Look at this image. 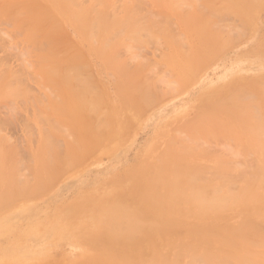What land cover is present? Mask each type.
<instances>
[{
	"label": "rangeland",
	"instance_id": "rangeland-1",
	"mask_svg": "<svg viewBox=\"0 0 264 264\" xmlns=\"http://www.w3.org/2000/svg\"><path fill=\"white\" fill-rule=\"evenodd\" d=\"M100 1L101 3H97L96 0H75V4L83 8L96 6L98 9L109 5L108 12L119 16L125 15L126 7L131 6L134 10L136 9L135 12L138 17H141V23L147 24L149 18H154L153 20L160 24V28L165 27L164 30L166 29L170 34L174 35L173 37L176 41H180L179 44L181 46H179L180 48H177L173 44L172 46L170 41L168 43V39L164 37L163 34H157V36H159L158 38H149V36L143 35L142 43L128 40L126 41V43H128L127 47L122 46L123 48L121 47V49H119L117 58L119 61L124 62L123 64L125 69L128 70L127 72L134 73L132 75L134 83L140 84V82L145 81L143 83H146V85L148 84L151 89L148 85L147 87L143 83L140 84L141 87H145L147 90V100L143 103L144 105L138 114L136 113L130 117L133 114L132 112L128 115L131 120L128 123L127 121L125 122L124 126L126 127H124L125 132H122L123 135L110 137L111 139L108 138V140H110L101 148H98V151L93 149L94 153H90V151L81 148L82 142L88 139L87 130L85 131V124L90 122L92 118L96 119L98 115L100 120L105 119V115L110 113L112 105L115 107L120 103V96L118 95V86L121 80L120 75L117 71L107 68L104 59L94 53L92 44L81 36L77 27L72 22L68 19L64 20L58 12L54 13L50 10L49 0H0V76L2 75L0 80L5 84V86L0 87L2 89V92L0 91V138L1 141H3L0 142L2 144V146H0L3 152L6 151L2 153L3 155L5 153L7 156L11 154L10 157H15L13 154L16 155L14 159L10 158L12 161H9L11 163L18 161V166L17 163L13 164L15 168H19H16L18 170V180L20 182L22 181V184L27 182L29 186L31 184V186L38 188V193H35L36 195L30 196V198L20 199L19 201L14 200L0 209V264H13L16 257L25 261L26 264H35L33 263L35 248L49 256L47 262L43 264H117L116 260H118L120 264H129L131 261L126 256V252L123 248L125 247L124 244L114 246L112 239L113 232L120 231L117 227L123 224L124 219L121 217L118 218L117 216L114 220L108 221L109 217H112L111 208L119 203L126 206L128 211L131 212L136 209V207L140 208V202L137 201L139 198L137 195V186L144 177H146L145 180H149L152 169L151 166L155 165L156 157H158L157 154H160V151L166 150L171 146L176 152H179V155L184 161H191L193 165L197 163L196 166L202 165V167H204V174L202 173L199 178V180H202L200 183H206L216 179L218 176L217 170L221 168V171L224 173L222 172L221 178H219L222 180H220L219 185H224L226 189L229 186L228 192L232 194L239 193L246 183L255 178V173L253 172L255 167L258 169L264 168V155H260L264 154V128L259 134L260 137L258 135L256 137L257 140H254V142L251 141L252 133L249 132L251 134L249 135L247 132L248 130L244 129V127H241L239 124L237 126H231L233 129L236 127L234 130L237 133L235 132V134H233V130L231 129L229 135H227V130H223L225 133L221 132L225 127L220 124L222 122L220 118L222 116L226 117L227 115H222L218 105L213 108L214 104L208 106V108L215 112V119H219L220 123L216 120L217 122L214 121L215 123L212 124L213 122L210 121H213V117L209 120V124H207L208 122L205 123L201 121L199 118L204 104L212 102L210 98L225 95L228 90H233V88L235 89L240 85L243 86V90L239 89L241 92L237 93V95L240 101L242 100L241 103L244 105L247 104L246 106L250 110V113L252 112L251 114L254 116V119L261 113V108H259L261 103L259 101L262 102L263 97L261 94L264 95V87L260 88V85H264V0H256L253 6H243L241 15L236 12L231 13L230 11H224L222 12L223 14L221 13L222 16H213V31L215 32L213 33L216 34V37L219 36L218 38L221 41L220 43L218 39L216 44L223 45H220L221 47L218 50L215 48V45H212L211 50H208L207 53L205 52L208 55L202 54L201 56H197L198 60H195L194 65L188 72H184L179 66V68L174 66L172 61L170 63V60L174 53L177 55L179 52V61H181V52L185 54L186 51L185 55H188L192 50L194 53L197 49L196 45L199 46V42L193 37V34L191 35L187 29L184 28L185 25L180 21L181 17L169 13L168 10H166V6L164 7V3L162 4L160 0L161 3L157 2L158 0ZM212 1L213 3L215 2L214 4L212 3L213 5L220 7V0H218L219 2H216L217 0H188L182 3V13H190L194 9V6L200 8L203 10L202 12L205 13L203 14L201 12L195 14V16L194 14H188L184 16L185 21L192 22L195 20L194 22L197 23L198 18H200L201 15L205 16L208 12L205 3ZM146 2H148L147 6ZM14 7L19 8L18 11ZM30 10L37 11H35L34 14V12ZM36 12L38 13L36 14ZM164 12L168 13L169 17ZM247 12H250L248 13V15L250 14L249 16ZM157 15L161 16V18L157 17ZM190 15H193V17ZM246 17L248 20H245L247 19ZM10 18H12V20ZM142 18L143 20H147L143 21ZM39 19L42 20L40 21ZM56 19L59 22H57ZM166 19L170 20L166 21ZM42 22H44L43 25H46L43 26ZM53 22L59 25L55 26L52 24ZM29 23L31 24L29 25ZM38 24H40L39 27ZM37 28L45 29H43V32L41 30H37V32L35 31ZM57 31H59V33ZM31 32H33L32 35L36 38H33ZM36 34L39 35V37ZM57 34L62 35H59V37ZM53 38L56 41L59 40L58 42H60V45H57V42L53 41ZM187 39L188 42H185ZM189 40H192L191 42L194 43H191ZM64 41L69 43L67 44ZM48 42L51 43L48 44ZM54 42L57 47L54 46ZM146 42H148V44ZM218 42L220 44H218ZM141 44L143 45L140 46ZM189 45H191V49ZM61 53H64V56L63 54L61 55ZM182 53L181 55H184ZM54 54L58 57L54 56ZM63 64H65L66 70L63 69ZM67 64L69 66H67ZM56 65L58 66L57 69ZM50 67H52L51 71ZM47 68L49 70H47ZM76 68L79 71L75 70ZM62 69L65 73H68L67 75L64 73L66 79L71 76V78H78L80 81L84 80L83 83H79L80 81L74 83L73 80L75 81V79H72V82L68 79V84H66V79L63 80L64 77L61 78L63 73L60 72H63ZM81 69V72H84V74L80 73ZM56 70H58V73ZM52 72L54 74H52ZM73 72L76 73L75 76ZM14 75H16V79ZM53 75H55L54 77L57 76V79H54ZM56 80H59V83ZM257 80L262 81H258L259 86L257 85L258 83H255ZM19 81H21V83ZM248 85L251 86V89L253 86L254 89L252 90L257 92V94L255 93L256 96L253 94L254 92L247 91L248 87H250ZM244 86H246L247 89ZM18 87H20V89H17ZM78 91L81 92L77 95ZM82 93L83 95H81ZM96 95L102 96L103 99L100 98L101 96L98 98L99 102H101L99 104L102 106L98 105V99H96L97 101H93L96 102V104L92 102L91 98L94 97L95 99ZM257 95L258 100L259 98L260 100L256 103ZM242 96L243 99L241 98ZM89 100H91L90 102L93 106L98 105V109H101L98 114H96L98 111H91L93 109L91 108L92 105H89ZM243 100H247V102H243ZM228 107L229 104L227 103L225 108L228 109ZM250 107H253V109H250ZM231 109L236 108L231 106L230 110ZM256 111H259L257 115ZM89 116H91V118ZM82 119H84V121ZM199 119L200 121H196L198 124L205 123L206 126L205 124L203 125L207 127L209 131H212L211 133V131L209 132L207 130L211 133V137H207L210 136L206 131L207 128L199 125L201 130L197 129L199 126L194 120ZM259 119L260 118H256V121ZM192 122L195 123L192 124ZM93 123L95 124V122ZM191 125L197 127L196 129L198 132H201L196 135L193 134L197 131L194 129L195 127L192 126V131L194 132L191 134ZM261 125H264V123ZM202 128H204V130H202ZM187 130L188 132L190 130V134L187 133ZM202 131H206V134L203 135L206 136L207 139L205 137H199V135L203 133ZM222 133H227L225 135L226 138L224 136H222L223 138L219 136V134L222 135ZM241 133L244 135H241ZM237 134H240V138L243 139L241 140L238 138ZM81 135L82 138H80ZM193 135H195L194 139H191ZM233 135H235V138L237 137L238 140L237 138L234 140ZM230 136L233 139H230ZM173 137L176 138L173 139ZM180 138L182 140L189 139V141L180 142L178 141ZM191 140L196 141V143L192 141V144H195L191 145L193 148L188 145L191 144ZM239 140L242 143L238 142ZM171 143L172 145L170 146ZM78 144L82 149L80 161L73 163L72 161L74 158L68 157L72 160V165L70 164L67 169L65 168V171L61 170L62 173L53 176V174L56 173H54V171L52 172L51 164L56 166H53L54 168H57V166L60 165V160L68 159V154L75 153L78 156L80 152V150H78ZM245 144H247V146ZM47 145L50 151L47 150L48 148L45 149ZM72 147L78 151L75 152L73 149L71 150ZM256 148L258 149L256 150ZM185 149H189L190 152ZM191 151H193V153ZM194 151H197L196 155ZM50 152L52 154H49ZM87 152L90 153V155H88ZM85 153L88 156H86ZM188 153L189 156L192 157H189ZM198 153L202 154L200 155ZM47 154L50 156L47 163H50L51 168H49V165L45 162L47 160L46 157H49ZM58 154L62 155V159L59 158ZM83 155L85 157L82 158ZM51 156L54 157L53 160L56 163L51 160ZM71 156L73 157L72 154ZM39 158H41V160ZM75 158L77 159V157ZM74 161L76 160L74 159ZM222 163H224L225 166ZM0 167H4V164L0 165ZM210 168H212V170ZM135 169V178H126L125 175L129 171ZM38 178L39 180H37ZM42 181L43 183H41ZM257 193L259 194L260 201L264 199V189L262 190V188H260ZM182 205L184 209L181 207ZM182 205L180 204L177 209L175 208L169 212L167 218L170 220L171 224L167 227V231L170 235L167 234L164 236L163 233H160L163 243L159 238L160 236L156 233H152L149 229L146 232L144 231L146 234L141 235L139 233L138 236H141L133 240V245L137 249L134 253L136 262L146 259L143 258L142 255L146 256L147 253L151 254L147 256L146 261L152 259L157 253L160 254V252H165V254H167L170 248L174 247L171 245L173 241L177 244L176 246L182 243L184 245L188 243L186 245L188 248L192 245L191 248L197 250L196 259H192V263L194 262L193 260L197 262H194V264H198L201 261L207 264H215V262L221 264L222 260L227 259H229V262H231L232 259L234 260L229 264H248L250 261H255L257 262L256 264H258V260L264 263V242H262L264 241V235L260 234L261 238L259 241L262 243L261 245L257 243V248L256 246L255 248L251 247L254 251L249 248L251 253L249 252L248 254H251L252 260L242 263L238 257H235L239 255V252H237V255L234 253L232 255V251L234 250L220 246V239L222 241L224 238L218 235L221 234L225 236V232L221 231L222 233H220L219 231L218 233V230H214V232L216 231L218 233L216 237L210 235V240L214 241V249L211 251L213 255H215L214 257H217L216 259L218 261H215V258H213L215 260L207 258L206 255L210 250L205 252L206 247H204V243L197 239V236L193 235V231L197 227L210 228V220L193 214L194 211L192 206V209H190V205ZM259 206L264 210V203H261ZM253 209L254 208L245 211L239 206L230 204L224 210L225 212H223V214H226L227 216H225L229 218L227 223L237 224L243 219L242 213L245 214L246 212L248 215H251L252 225L257 226V224L263 223L259 225L260 230H256L259 232L263 231L262 233L264 234V213ZM174 212H176V214ZM211 212L212 211H210V213ZM149 213H152L150 209H148V211L146 210L144 214L148 215ZM183 213H185V215ZM189 213L193 216H190ZM177 225L178 227H176ZM214 232L213 234L215 235ZM171 234L172 236L176 234L174 240H172ZM69 240L75 244L73 249H69L68 244L64 243ZM251 242H253L252 239ZM254 242L256 243L257 241L254 240ZM55 243H60V247L58 246L56 250L49 252V248ZM251 244L249 243L250 246H252ZM197 247L199 248V252ZM114 248H117L119 251ZM200 249L202 250L200 251ZM221 249L226 251L222 252ZM255 249L259 252L261 250V252H256ZM219 250L220 252H218ZM240 250L242 251L243 249L240 248ZM249 250H247V252ZM254 252L259 254H254ZM221 253H223V255H221ZM228 253L233 257L230 258ZM246 259L248 260L247 257ZM261 262L259 264H261Z\"/></svg>",
	"mask_w": 264,
	"mask_h": 264
},
{
	"label": "bare ground",
	"instance_id": "bare-ground-1",
	"mask_svg": "<svg viewBox=\"0 0 264 264\" xmlns=\"http://www.w3.org/2000/svg\"><path fill=\"white\" fill-rule=\"evenodd\" d=\"M50 1V10L53 11L54 13H59L61 18H63L64 20L65 19H68L70 22H72L78 29V31L80 32L81 36L87 40L88 42H90L93 46V51L95 54H97L98 56H100L101 58L104 59L105 63H106V66L108 69H113L114 71H117L118 74L120 75L121 77V80L119 81V86H118V95L120 96V103L117 104V106L113 107L112 105V108L110 109V113L108 115H105V119H102L103 120H100L98 117L96 116V119L95 118H92V120H90V122H87L85 124V131L87 130V138L86 139L85 137V141L82 142V146L81 148L83 150H86V151H90V153H94L93 152V149H96L97 151L99 150L98 148H101L103 145H105V143H107V141H109L111 138L110 137H117V136H120L122 134V132L124 131V126L125 125V122L127 121V123L131 120L130 117H132L133 115H135L136 113L138 114L139 111H141V108L143 107V103L147 100V90L145 87H141V83L145 82V81H142L140 82V84H135L134 83V80H133V77L132 75L134 73H131V72H127L128 70L125 69V66H124V62L123 61H119V59L117 58V53L119 51V49H121V47H127L128 43H126V41L128 40H132V41H137L138 43H142L143 41V35H147L149 36V38H158L159 36H157V34H163L164 37H166L168 39V43L170 41V44L176 46L177 48H180L179 46H181L179 44L178 41H176V39H174V35L170 34L166 29L164 30V28H160V24H158L156 21H154L152 18H149L147 21V24H143L141 23V17H138L137 13L135 12L134 8L133 7H126V13L125 15L123 16H119V15H115L113 13H109V5L107 7H103L101 9H98L96 6H93V7H88V8H83V7H79L75 4V0H49ZM53 1H54V5H53ZM162 2V4L164 5V7L166 6V10H168L169 13L173 14V15H177L178 17L180 16V21L182 22V24H184V28L187 29V31L192 35L193 34V37L199 42V46H197V49L195 50L194 48V53L192 52L191 50V53L188 54V55H185L186 54V51H185V54L184 55H181L180 53V58H181V61L178 60V55H179V52L178 54L176 55L174 53L173 57L171 58L170 60V63L172 61L173 65L174 66H179L181 69L188 72V70H190V68L194 65L195 63V60L197 61V56H201L202 54H205V55H208L206 54L208 50H211V47L212 45H215V48L218 50L220 49V47L223 45V44H220L221 41L218 37H216V34H214L215 32L213 31V16H222V12L224 11H230L231 13L232 12H236L237 14L242 13V9H243V6H253L255 3H256V0H220V7H217L215 5H213V1L212 2H207L205 3L206 4V8H207V13L205 16H200V18H198L197 20V23H195L194 21H190V22H186L185 19H184V16L188 15V14H198V13H201L203 10H201L200 8L194 6V9L189 13H182L181 11V7H182V3L188 1V0H160ZM159 0L157 2H160ZM165 1V2H164ZM97 3H101L100 0H96ZM136 2V1H135ZM160 2V3H161ZM216 2H219L218 0ZM147 3L146 2V6H147ZM200 3V2H199ZM213 3V4H212ZM159 4V3H157ZM198 4V3H197ZM124 5V3H123ZM145 5V4H144ZM149 5V4H148ZM161 5V4H160ZM106 6V4H105ZM204 7V5H203ZM15 8V7H14ZM13 8V9H14ZM161 8H162V5H161ZM12 9V10H13ZM17 11L19 8H15ZM32 9V7H31ZM37 9V8H36ZM188 9V8H186ZM10 10H11V7H10ZM117 10V9H116ZM138 10V9H137ZM165 10V9H164ZM246 10V9H245ZM252 10V9H250ZM254 10V9H253ZM29 11V10H28ZM31 12H34L35 14V11H32L30 10ZM39 11V9H38ZM141 11V10H140ZM150 11V10H149ZM14 12V11H13ZM29 12V13H31ZM148 12V11H147ZM151 12V11H150ZM11 13V12H9ZM16 13V12H15ZM28 13V14H29ZM38 12H36L37 14ZM155 13V12H154ZM166 13V12H164ZM163 13V14H164ZM203 13V12H202ZM222 13V14H221ZM245 13V12H244ZM248 13L250 12H247V15ZM13 14V13H12ZM11 14V15H12ZM47 14V13H46ZM50 14V13H49ZM153 14V13H151ZM163 14H160V15H163ZM167 16H168V13H166ZM165 14V15H166ZM205 14V13H203ZM32 15V14H31ZM45 15V14H43ZM51 15V14H50ZM143 15V14H142ZM141 15V16H142ZM146 15V14H144ZM250 15V14H249ZM248 15V16H249ZM54 16V15H53ZM193 17V15H190ZM224 16V15H223ZM239 16V15H238ZM50 18H53L51 16H49ZM48 17V18H49ZM157 17H160L161 16H158ZM166 17V16H165ZM169 17V16H168ZM240 17H244V16H240ZM35 18V17H34ZM37 18V17H36ZM47 18V17H46ZM239 18V17H238ZM247 18V17H246ZM12 20V18H10ZM28 19V18H27ZM54 19V18H53ZM188 19V18H187ZM216 19V18H215ZM40 20V19H39ZM38 20V22H39ZM42 20V19H41ZM40 20V21H41ZM46 20V19H44ZM50 20V19H49ZM143 20V18H142ZM146 20H143V21H146ZM170 20V19H168ZM166 19V21H168ZM245 20H248L245 19ZM33 21V20H32ZM31 21V22H32ZM51 21V20H50ZM57 21V19H56ZM27 22V21H26ZM25 22V23H26ZM45 22V21H44ZM42 22V25L43 23ZM59 22V21H57ZM186 22V23H185ZM216 22V21H214ZM28 23V22H27ZM40 23V22H39ZM31 23H29L30 25ZM41 24V23H40ZM40 24H38V27L40 26ZM54 24V22L52 23ZM173 24V23H172ZM28 25V24H27ZM28 25V26H29ZM41 25V26H42ZM46 25V24H44ZM43 25V26H44ZM55 26L56 25H59L58 23L54 24ZM42 26V27H43ZM163 26V25H162ZM31 28V27H30ZM173 28V27H172ZM171 28V29H172ZM183 28V29H184ZM45 29V28H43ZM43 29H35V31L37 30H41L43 32ZM62 29V28H61ZM170 29V28H169ZM179 29V28H178ZM59 30V29H58ZM33 31V32H35ZM50 31V30H49ZM52 31V30H51ZM180 31V30H179ZM31 32V35L32 33ZM38 32V31H37ZM59 33V31H57ZM62 32V31H61ZM171 32V30H170ZM173 32V31H172ZM214 32V33H213ZM180 33V32H179ZM35 34V33H34ZM40 34V33H39ZM225 34V33H224ZM230 34V33H229ZM237 34V33H236ZM30 35V36H31ZM37 35V34H36ZM58 35V34H57ZM60 36L62 34H59ZM58 35V36H59ZM219 35V34H218ZM33 36V35H32ZM31 36V37H32ZM39 37V35H37ZM53 36V34H52ZM57 36V38H58ZM59 36V37H60ZM157 36V37H155ZM30 37V38H31ZM35 36H33L34 38ZM48 37V36H47ZM177 37V36H176ZM186 37V36H185ZM190 37V36H189ZM36 38V37H35ZM148 38V37H147ZM146 38V39H147ZM148 38V39H149ZM187 38V37H186ZM59 39V38H58ZM57 39V40H58ZM65 39V38H64ZM166 39V40H167ZM219 39V40H218ZM47 40V39H46ZM179 40V39H178ZM220 41V43L218 42V44L220 45H217L216 42ZM53 41L57 42V45H60L58 41L54 40L53 38ZM190 41V40H189ZM192 41V40H191ZM190 41V42H191ZM54 42V43H55ZM65 42V41H64ZM150 42V41H149ZM184 42V41H182ZM185 42H188V39L187 41ZM189 42V44H190ZM44 43V42H43ZM51 42H48V44H50ZM65 43H69V42H65ZM148 44V42H146ZM191 43H194V42H191ZM62 44V43H61ZM144 44V43H143ZM143 44H141L140 46H142ZM196 44V43H195ZM54 45V44H53ZM172 45V46H173ZM192 45V44H191ZM191 45H189V48L191 47ZM42 46V45H40ZM56 46V43L55 45ZM187 46V45H186ZM195 46V45H193ZM57 47V46H56ZM59 47V46H58ZM122 47V48H123ZM129 47V46H128ZM219 47V48H218ZM65 48V47H64ZM54 49V48H53ZM57 49V48H56ZM55 49V50H56ZM66 49V48H65ZM187 49H188V46H187ZM191 49V48H190ZM193 49V48H192ZM64 50V49H63ZM67 50V49H66ZM189 50V49H188ZM187 50V51H188ZM59 51V50H57ZM61 51V50H60ZM50 52V51H49ZM66 52V51H65ZM127 52V50H126ZM190 52V51H189ZM206 52V53H205ZM188 53V52H187ZM63 54L64 56V53H61V55ZM129 54V53H128ZM53 55V54H52ZM136 55V54H135ZM139 55V54H138ZM204 55V56H205ZM54 56H56V54H54ZM77 56V55H76ZM97 56V57H98ZM58 57V56H56ZM78 57V56H77ZM80 57V56H79ZM135 57V56H134ZM94 58V57H93ZM168 58V57H167ZM200 58V57H199ZM118 59V60H117ZM132 59V58H131ZM82 60V59H81ZM49 61V60H48ZM72 61V60H71ZM70 61V62H71ZM69 62V63H70ZM78 62V61H77ZM74 64V62H73ZM141 64V63H139ZM138 64V65H139ZM62 65V64H61ZM65 64H63L64 66ZM172 65V64H170ZM196 65V64H195ZM1 66V65H0ZM47 66V65H46ZM62 66V67H63ZM67 66H69L67 64ZM83 67V66H82ZM81 67V68H82ZM110 67V68H109ZM145 67V66H144ZM147 67V66H146ZM178 67V68H179ZM51 68L50 67V71H51ZM58 68V66L56 65V69ZM66 67L64 66V70ZM70 68V67H69ZM62 69V70H63ZM80 69V67H79ZM84 69V67H83ZM130 69V68H129ZM47 70H49L47 68ZM63 70V72H60V73H63L61 76V78H63V80L66 79V75L68 73H65ZM77 71H79L77 68L75 69ZM144 70V69H143ZM142 70V72H143ZM45 71V70H44ZM69 71V70H68ZM82 69L80 70V73ZM54 72V71H53ZM52 72V74H54ZM56 72L58 73V70H56ZM67 72V71H66ZM148 72V71H147ZM48 73V71H47ZM64 73L66 75H64ZM71 73V72H70ZM75 73V72H73ZM16 74V73H15ZM78 74V73H77ZM84 74V72L82 73ZM88 74V73H87ZM181 74V73H180ZM57 75V74H55ZM53 75V77L55 76ZM64 75V76H63ZM73 75V74H72ZM76 75V73L74 74V76ZM81 75V74H80ZM147 75V74H146ZM192 75V73H191ZM16 75H14V78L16 79L17 77H15ZM52 76V75H51ZM78 76V75H77ZM82 76V75H81ZM188 76V74H187ZM2 77V75L0 76ZM138 77V76H137ZM146 77V76H145ZM190 77V76H189ZM188 77V78H189ZM57 79V76L54 77V79ZM149 78V77H148ZM13 79V80H15ZM24 79V78H23ZM22 79V80H23ZM68 79L71 80L72 82V79H75V81L73 80V82L75 83L76 81H80L78 78V80L76 78H71V76L69 78L66 79V84H68L67 82L69 81ZM261 79V78H260ZM150 80V79H149ZM2 80H0V87H3L5 86V84L3 83V81L1 82ZM5 81V80H4ZM58 81L59 83V80H56ZM84 80L80 81L79 83H83ZM259 80H257V82L255 83H258ZM261 81V80H260ZM259 81V82H260ZM21 83V81H19ZM24 82V81H22ZM63 82V81H62ZM262 82V81H261ZM264 82V81H263ZM13 83V82H12ZM52 83V82H51ZM64 83V82H63ZM11 84V83H10ZM15 84V83H14ZM65 84V85H66ZM72 84V83H71ZM78 84V83H77ZM80 84V85H81ZM144 84V83H143ZM249 84V83H248ZM12 85V84H11ZM60 85V84H58ZM73 85V84H72ZM146 85V83L144 84ZM148 85V84H147ZM146 85V86H147ZM240 85V84H239ZM244 85V84H243ZM246 85V84H245ZM259 86V83L257 84ZM14 86V85H13ZM149 86V85H148ZM147 86V87H148ZM250 86V85H248ZM21 87V86H20ZM20 87H18L17 89H20ZM61 87V86H60ZM150 87V86H149ZM154 87V86H153ZM246 89L247 87L244 86ZM263 88L264 85L262 84V86L260 85V88ZM257 88V87H255ZM1 89V88H0ZM151 89V87H150ZM239 89L243 90V86H237L235 89L233 88V90H228L226 92L225 95H222V96H218V97H212L210 98V100L212 101L211 103H205L204 106H203V109H202V112L200 113L199 115V118L201 119V121H204L205 123L209 124L210 122H213L212 124H214L215 122L214 121H218L219 122V119H215V115H214V111L210 110L208 108V106L213 105V108L217 107L216 105H218L221 109V112H222V115H227L226 117L224 116H220L222 122L224 123H220L221 125H224L225 128H223L221 130V132H224L223 130H227L226 132H228L227 135H229V131H231V129L233 130V134H235V128L233 129V127L231 126H234V125H240L241 127H244V129H247L248 131V134L251 135L250 133H252V140L254 142V140H257V136L261 133V131L263 130L264 128V125H261L264 123V95L261 94V96L263 97L262 98V102L258 100V95H257V98H256V103L257 101H259L258 103L260 104V107L261 108V113L260 116L258 114V117H255L254 119V116H252V112L250 113V110L247 108V104H243L241 103L242 100L240 101V99L238 98V95L237 93H240L241 91H239ZM254 89L253 86H252V89H251V86L248 87V90L249 92H254L253 94L255 95V93L257 94V92H255L254 90L250 91V90ZM149 90V88H148ZM245 90V89H244ZM256 90V89H255ZM2 92V89L0 90ZM84 91V89H83ZM82 91V92H83ZM246 91V90H245ZM246 91V92H247ZM257 91V90H256ZM81 91H78L77 92V95L78 93H80ZM244 92V91H243ZM263 92V91H262ZM89 93V91H88ZM245 93V92H244ZM99 94V93H97ZM250 94V93H248ZM258 94H259V91H258ZM1 95V94H0ZM83 95V93L81 94ZM80 95V96H81ZM240 95V94H239ZM242 95V94H241ZM247 95V94H246ZM97 96V98H96ZM95 96V99L94 97L91 98L92 99V102L93 101H97L96 99L99 98V96L101 95H96ZM256 96V95H255ZM260 97V96H259ZM86 98V97H85ZM84 98V99H85ZM102 98V96L100 97ZM243 99V96L241 97ZM250 98V97H249ZM255 98V97H254ZM94 99V100H93ZM103 99V98H102ZM101 99V101H102ZM245 99V98H244ZM248 99V98H247ZM208 100V101H210ZM91 100H89V105L91 104L90 102ZM247 100H243V102ZM249 101V100H248ZM103 102V101H102ZM251 102V101H249ZM96 104V102H93ZM98 105L99 106H102L101 102H99V99L97 101ZM227 103L229 104V107L228 109L225 108L227 106ZM255 103V105H256ZM86 104H87V101H86ZM88 105V104H87ZM92 105V104H91ZM97 105V106H98ZM226 105V106H225ZM97 106H93L92 105V109L91 111H98L96 114H98L100 112V108L98 109ZM106 106V105H104ZM222 106V107H221ZM231 106L236 109H231ZM254 106V104H253ZM111 107V106H110ZM256 108V107H255ZM218 110H220L219 108H217ZM225 109V110H224ZM250 109H253V107H250ZM258 109V108H257ZM229 110V111H227ZM90 111V109H89ZM80 112V111H79ZM87 112V111H86ZM133 112V114L128 117L129 114H131ZM257 112L259 111H256V115H257ZM90 114V112H89ZM94 114V113H93ZM214 115V116H213ZM217 115V114H216ZM254 115V114H253ZM255 115V116H256ZM107 116V117H106ZM45 117V116H43ZM84 117V116H83ZM91 118V116H89ZM213 117V119H212ZM42 118V117H41ZM48 118V117H47ZM89 118V119H90ZM256 118H260L259 120L256 121ZM46 119V118H45ZM199 120H194L195 122L196 121H200ZM212 119L213 121H210L209 120ZM11 120V119H10ZM43 120V119H42ZM84 121V119H82ZM95 120V121H93ZM87 121V120H86ZM85 121V122H86ZM216 121V122H217ZM42 122V121H41ZM95 122V124L93 123ZM195 122H192V124H194ZM197 123V122H196ZM205 123H197L198 126L201 125V127H205L206 124ZM205 124V126L203 125ZM50 125V124H49ZM60 125V124H59ZM88 125V127H87ZM229 127V128H227ZM187 126V125H186ZM185 126V127H186ZM193 127H195L194 125H191V132L189 130V132L192 134L194 131L193 130ZM200 127V126H199ZM197 128L195 127L194 129L197 131V132H194L193 134H197L201 131L198 132V130H201V127L200 128ZM211 127V125H210ZM54 128V127H53ZM198 130H197V129ZM207 128V127H205ZM239 128V127H238ZM211 129V128H210ZM55 130V128H54ZM58 130V129H57ZM202 130H204V128H202ZM208 130V128L206 129V131ZM84 131V133H85ZM206 131H202L203 133L199 135V137H205L207 139V137H211V133H209L210 136H204L206 134ZM241 131V130H240ZM125 132V131H124ZM187 130V133L190 134ZM246 132V131H245ZM244 132V133H245ZM250 132V133H249ZM55 133V132H54ZM73 133V131H72ZM225 133V132H224ZM222 133L219 134V136H224L226 138V134ZM237 133V132H236ZM263 133V132H262ZM46 134V133H45ZM49 134V133H48ZM204 134V135H203ZM224 134V135H223ZM232 134V133H231ZM75 135V134H74ZM123 135V134H122ZM121 135V136H122ZM191 137V139L193 138L194 139V136ZM240 134H237L238 138H240L239 136ZM241 135H244L241 133ZM264 135V134H263ZM176 136V135H175ZM192 136V135H190ZM255 136V137H253ZM47 137V136H45ZM51 137V135H50ZM180 137V136H179ZM189 137V136H188ZM187 137V138H188ZM197 137V136H196ZM195 137V138H196ZM234 137V140H236L235 138V135H233ZM260 137V135H259ZM82 138V135L81 137ZM108 138H110L108 140ZM176 138V137H175ZM173 137V139H175ZM203 138V139H205ZM223 138V137H222ZM228 138V137H227ZM237 138V140H238ZM256 138V139H255ZM53 139V137H52ZM51 139V140H52ZM55 139V138H54ZM69 139V138H68ZM120 139V138H119ZM118 139V140H119ZM181 139V138H180ZM178 140L180 142H185V141H189L188 140ZM198 139V137H197ZM196 139V140H197ZM230 139H233L231 136H230ZM241 139V138H240ZM243 139V138H242ZM241 139V140H242ZM248 139V137H247ZM262 139V137H261ZM3 140V139H2ZM56 140V139H55ZM177 140V139H176ZM249 140V141H250ZM48 141V140H47ZM81 141V139H80ZM116 141V140H114ZM113 141V143H114ZM172 141V139H171ZM177 141V142H178ZM192 141L191 140V144H188L189 146L191 145H195V144H192ZM262 141V140H260ZM0 142H3L1 141V138H0ZM240 142V140L238 141ZM258 142V141H257ZM263 142V141H262ZM262 142H261V145H262ZM5 143V142H4ZM78 143V141H77ZM193 143H196V141H193ZM242 143V142H240ZM260 143V142H259ZM14 144V143H13ZM47 144V142H46ZM176 144V142H175ZM182 144V143H181ZM244 144V143H243ZM253 144V143H252ZM256 144V143H255ZM0 145L2 146V144L0 143ZM6 145V144H5ZM4 145V146H5ZM10 145V144H9ZM49 145V143H48ZM47 145V147L45 149L49 150V146ZM172 145V143L170 144V146ZM247 146V144H245ZM0 146V165L4 164V167H0V209L7 206L9 203L13 202L14 200L16 201H19L20 199H24V198H27L30 196H34L36 195L35 193H38V188L37 187H34V186H30L28 185V183L26 182L25 184H22L23 182L19 181L17 178V173H18V170L19 169L18 167L15 168V165L13 164H16L17 163V166L19 165L18 164V161L14 163L10 162L12 160H10V158L14 159L16 157L15 154H13L15 157H10L7 156V155H3L2 153L6 152V151H2V148ZM3 146V147H4ZM51 146V145H50ZM56 146V145H55ZM79 148H80V145L78 144ZM181 146V145H179ZM258 146V145H256ZM255 146V147H256ZM175 147V146H174ZM187 147V146H186ZM185 147V148H186ZM192 147V146H191ZM6 148V147H4ZM43 148V147H42ZM56 148V147H55ZM75 148V147H74ZM78 150H80V152L78 153V156L74 153H70L67 155V158H74L76 161H73L71 159H62V155H59V158L62 159L59 161V164L57 166V168H54L56 166L52 165V168L50 166V163H47V161L50 159V156L49 157H46V163L49 165H47L49 168H51L52 172L54 171V173L56 174H53L54 175H57V174H60L62 173V171L66 170L67 167L72 163H75V162H79L80 158H81V148ZM180 148V147H179ZM193 148V147H192ZM261 148V147H260ZM52 149V148H51ZM61 149V148H60ZM73 149V147L71 148V150ZM255 149V148H254ZM258 148H256L257 150ZM5 150V149H4ZM41 150V149H40ZM63 150V149H62ZM75 152L78 151L76 149H73ZM92 150V152H91ZM186 151H189L190 150L188 149H185ZM261 150V149H260ZM10 151V150H9ZM7 151V152H9ZM15 151V150H13ZM44 151V150H43ZM181 151V150H180ZM47 152V151H46ZM65 152V151H64ZM72 152V151H71ZM96 152V151H95ZM193 153V151H191ZM261 152V151H260ZM13 153V152H12ZM15 153V152H14ZM40 153V151H39ZM38 153V154H39ZM61 153V151H60ZM88 153V152H87ZM90 153H88V155H90ZM183 153L185 154V152L183 151ZM195 155L197 153V151H194ZM49 154H52L51 152ZM71 154L73 155V157L71 156ZM80 154V156H79ZM86 154V153H85ZM182 154V153H181ZM183 154V155H184ZM198 154H202V153H198ZM197 154V155H198ZM44 155H45V152H44ZM57 155V156H58ZM86 154V156H88ZM191 155V154H190ZM260 155H264V154H260ZM41 156V155H40ZM66 156V155H65ZM71 156V157H70ZM77 157V159L75 157ZM158 157H156V163L154 166H151V174H150V178L149 180H145L146 177H144L140 183L138 184L137 186V195H138V199L137 201L140 202V208L136 207V209H134L132 212L131 211H128V209L126 208V206H124L123 204L119 203L117 205H114L112 206L111 208V213H112V217H109V220L108 221H111V220H114L115 217L118 216L123 218V224L122 225H118L117 229L119 228L120 231H115L113 232L112 234V239H113V243H114V246L115 245H122L124 244L125 247L124 250L126 252V256L128 257V259L131 261L129 264H194L195 260H193L194 262L192 263V259H196L197 257V250H195V248H191V246L188 248L186 245H184L183 243L176 246L177 244H175L173 241L171 243L172 246L174 247H171L170 248V251L165 254V252H160V254H156V256L152 257V259L147 260V256L150 255L151 253H147L146 256H143V258H146V259H143V261H139V262H136V259H135V252L137 251L136 247L133 245V240H135V238H139L141 235H144L146 234L145 232L149 229L150 231H152V233H156L157 235H161L160 233H163V235H167L169 234L168 231H167V227L170 226L171 222L170 220L167 218V216L169 215V212L172 211L173 209H177V207L181 204H186V205H190V209H192L193 207V214L195 215H198L200 216L201 218L202 217H205L207 218L208 220H210V223H211V226L210 228H202V227H197L195 228V230L193 231V235L194 236H197L202 243H204L203 245H205L204 247H206L205 249V252L207 250H210V252L206 255L207 258H217V257H214L215 255H213L212 253V249L213 246H214V241H211L210 240V235L216 237V235L219 233H222L221 231H224L225 232V236H222L221 234H219L218 236H221L223 237L224 239L221 241L220 239V246L221 247H228V249H232L234 251H232V255L233 253L237 255V252H239V255L235 256V257H238L240 259V261L242 263H245L246 261L249 262V260H252L251 258V254H248L250 252L249 248L251 247H254L257 245V243L259 245H261L262 243L259 241V239L261 238L260 234L261 235H264L261 231H257V230H260V224H263V223H259L257 224V226L255 225H252L251 224V215H248L245 211L246 210H249L252 208H254L253 210L255 211H258V212H263L264 213V210L262 208H260L259 205H261V203H264V199H261L260 201V197H259V194L257 193V191L262 188V190L264 189V168H256L255 167V171L253 170V172L255 173V178L246 183L243 187V189H241V191L237 194H232L230 192H228V188L226 189L224 185L220 186L219 183H220V180L219 178H221V174L223 171H221V168L219 170H217V177L216 179H213L209 182H206V183H200L202 180H199L201 174L204 172V167L201 166H196V163L195 165L192 164L191 161L189 162H186L182 159V157L179 155V152H176L175 149L171 147H169L168 149L166 150H162L160 151V154H157ZM185 156V155H184ZM188 156H189V153H188ZM210 156V155H209ZM52 157V156H51ZM85 157L84 155L82 156V158ZM189 157H192V156H189ZM197 157V156H196ZM200 157V156H199ZM207 157V156H206ZM49 158V159H48ZM198 158V157H197ZM37 159V158H36ZM41 160V158H39ZM43 159V158H42ZM54 157H52L51 160H53ZM58 159V158H57ZM10 160V161H9ZM16 160V159H15ZM39 160V161H40ZM45 160V158H44ZM83 160V159H81ZM264 160V158H263ZM54 161V160H53ZM225 161V159H224ZM44 162V161H42ZM58 162V161H57ZM218 162V161H217ZM53 163V162H51ZM54 163H56L54 161ZM220 163V161H219ZM221 164V163H220ZM224 165V163H222ZM7 165V166H6ZM45 165V164H44ZM6 166V167H5ZM46 166V167H47ZM54 166V167H53ZM225 166V165H224ZM231 167V166H230ZM259 167V166H258ZM42 168H43V165H42ZM45 168V167H44ZM54 168V170H53ZM66 168V169H65ZM228 168V167H227ZM41 169V167H40ZM39 169V170H40ZM206 169V168H205ZM212 170V168H210ZM218 169V167H217ZM229 169V168H228ZM258 169V170H257ZM17 170V172H16ZM49 170V169H48ZM62 170V171H61ZM150 170V168H149ZM207 170V169H206ZM214 170V169H213ZM226 170V169H225ZM232 170V169H231ZM216 171V170H215ZM214 171V172H215ZM250 172V171H249ZM248 172V173H249ZM40 173V172H39ZM42 173V172H41ZM49 173V171H48ZM51 173V172H50ZM213 173V172H212ZM224 173V172H223ZM227 173V172H226ZM241 173V172H240ZM52 174V173H51ZM136 174V169L135 170H131L129 171L125 176L126 178H131V179H134L135 178V175ZM204 174V173H203ZM206 174V173H205ZM251 175V174H250ZM46 176H47V170H46ZM234 176V175H233ZM240 176V175H239ZM40 177V176H39ZM50 177V176H49ZM52 177V175H51ZM134 177V178H133ZM203 177V176H202ZM43 179V177H42ZM53 179V178H52ZM205 179V178H204ZM39 180V178L37 179ZM45 181V180H44ZM206 181V180H204ZM222 181V180H221ZM227 182V181H226ZM229 182V181H228ZM43 183V181L41 182ZM231 183V182H230ZM40 184V182H39ZM223 184V183H222ZM226 184V183H225ZM39 186V185H38ZM42 187V186H41ZM40 189V188H39ZM238 191V190H237ZM261 195V194H260ZM15 201V202H16ZM235 205V206H239L241 207L243 210H245V214H243V219L242 221H239L237 224H229L227 223L229 221V218H227L223 212H225L224 210L230 205ZM126 205V204H125ZM139 206V205H138ZM192 206V207H191ZM183 208V205L181 206ZM234 207V206H233ZM258 207V208H257ZM144 209V211H143ZM148 209H150L152 211V213H149L148 215H145L144 213H146V210L148 211ZM184 209V208H183ZM132 210V209H131ZM223 210V211H221ZM210 211H212L210 213ZM240 211V210H239ZM183 212V210H182ZM192 212V211H191ZM176 214V212H174ZM173 213V215H174ZM178 213V212H177ZM209 213V214H208ZM185 215V213H183ZM182 214V216H183ZM190 214V213H189ZM172 215V216H173ZM192 214H190L191 216ZM110 216V215H109ZM178 216V215H177ZM193 216V215H192ZM79 217V216H78ZM108 217V216H107ZM170 217V216H169ZM176 217V216H175ZM174 217V218H175ZM196 217V216H194ZM114 222V221H112ZM119 222V220H118ZM117 222V223H118ZM122 222V221H121ZM106 223V221H105ZM110 223V222H108ZM254 223V222H253ZM107 224V223H106ZM256 224V223H255ZM105 225V224H104ZM202 225V224H201ZM106 226V225H105ZM197 226V225H196ZM200 226V225H199ZM259 226V227H258ZM178 227V225L176 226ZM256 227V228H254ZM259 229H258V228ZM257 229V230H256ZM111 230V229H110ZM185 230V229H184ZM214 230H218V233ZM145 231V232H144ZM215 233V235L213 234V232ZM256 231V232H255ZM182 232V231H181ZM212 232V233H211ZM259 232V233H258ZM139 233L141 234L140 236ZM170 235V234H169ZM176 235V234H175ZM174 236H172V240H174V238H176ZM183 235V233H182ZM160 239L162 238L161 236L159 237ZM213 238V237H212ZM264 238V237H263ZM166 239V238H165ZM194 239V238H193ZM251 239L253 242H251ZM162 240V239H161ZM160 240V241H161ZM215 240V239H214ZM254 240H256L257 242L255 243ZM148 241V239H147ZM217 241V240H216ZM215 241V242H216ZM165 242V241H164ZM260 242V243H259ZM264 242V241H262ZM63 243V242H62ZM64 243H67L68 244V248L69 249H73L75 244L72 242V241H65ZM138 243V242H137ZM162 243H163V240H162ZM160 243V244H162ZM249 243L252 245L250 246ZM255 243V244H254ZM50 244V243H49ZM195 244V243H194ZM193 244V245H194ZM219 244V242H218ZM254 244V245H253ZM60 245V243H55L53 246H51L49 248V252H51L52 250H56L57 247ZM201 245V243H200ZM199 245V246H200ZM258 245V246H259ZM48 246V245H47ZM64 246V245H63ZM60 247V246H59ZM85 247V246H84ZM119 247V246H118ZM161 247H164V246H161ZM202 247V246H201ZM216 247V245H215ZM260 247V246H259ZM121 248V247H120ZM243 249L242 251L240 250ZM257 248V246H256ZM41 249V248H40ZM84 249V248H83ZM86 249V248H85ZM117 250V248H114ZM198 249V252H199V248L197 247ZM223 249V248H222ZM221 251H226V250H222ZM252 249V248H251ZM77 250V249H76ZM202 249H200L201 251ZM239 250V251H237ZM247 250H249L247 252ZM264 250V249H263ZM262 250V251H263ZM119 251V250H117ZM252 251H254V249H252ZM256 251V249H255ZM82 252V251H81ZM115 252V251H114ZM128 252V253H127ZM208 252V251H207ZM220 252V250L218 251ZM236 252V253H235ZM256 252H259V251H256ZM254 252V254H259V253H256ZM17 253V252H16ZM31 253H32V249H31ZM43 253V254H41ZM251 253V252H250ZM78 254V253H77ZM134 254V255H133ZM138 254V253H137ZM204 254V253H203ZM229 254V253H228ZM227 254V255H228ZM253 254V253H252ZM221 255H223V253H221ZM230 255V254H229ZM261 255V254H260ZM16 256V255H15ZM250 258H249V257ZM263 256V254H262ZM230 258L231 255L229 256ZM246 257L248 258V260L246 259ZM255 257V256H253ZM137 258V257H136ZM203 258V257H201ZM32 259V258H31ZM49 259V256L48 255H45L44 252L42 251H39L38 249L35 248V253H34V258H33V263L35 264H43L45 262H47V260ZM188 259V261H187ZM207 259V260H209ZM213 259V260H215ZM224 259V258H223ZM238 259V260H239ZM228 260V261H227ZM227 260H222V262L225 264L226 261L227 263L226 264H229V263H232V261H234L232 259L231 262H229V259ZM128 261V260H127ZM215 261H218L217 259ZM254 261V259H253ZM21 262V263H20ZM199 262V261H198ZM204 262V261H203ZM202 261L200 263L204 264ZM209 262H211L209 260ZM214 262V261H213ZM221 262V264H223ZM236 262V260H235ZM258 262L260 263L261 261L258 260ZM116 263L117 264H120L118 260H116ZM197 263V262H195ZM198 263V264H200ZM256 264L257 262H251L248 263V264ZM258 263V264H259ZM263 262H261L262 264ZM13 264H26L25 261H23L22 259H18V257L15 258ZM126 264V263H125ZM207 264V263H205ZM210 264V263H209ZM215 264H218V262ZM220 264V263H219ZM238 264V263H237ZM246 264V263H245ZM264 264V263H263Z\"/></svg>",
	"mask_w": 264,
	"mask_h": 264
}]
</instances>
